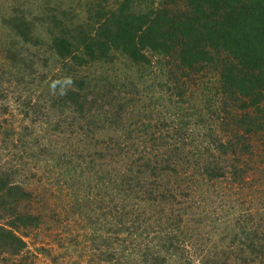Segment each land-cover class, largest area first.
<instances>
[{"label": "rangeland", "instance_id": "obj_1", "mask_svg": "<svg viewBox=\"0 0 264 264\" xmlns=\"http://www.w3.org/2000/svg\"><path fill=\"white\" fill-rule=\"evenodd\" d=\"M133 2L140 12L148 4L146 0ZM119 4L120 0H0V171L2 166L13 180L23 182L22 185L30 191L29 195L25 192L24 198L18 199H15L16 193L1 195L0 224L10 221L6 212L12 213L13 209L19 214H32L36 219L32 225L17 231L26 242L22 254L14 256L0 251V264H200V257L207 253L206 247H199L203 241L207 240L206 246L213 243L218 247L228 246L235 239L232 236L242 240L251 237L259 222L264 220V175L263 181L251 177L242 186L227 180L212 185L199 176L205 174V169L196 167L195 163L205 157L206 152H196L197 149L192 147L195 142L189 134L187 139L180 138L184 131L180 132L177 125L183 128L182 121L187 120L181 117V113L193 115L197 111L189 102L197 97L194 94L205 93L206 102L213 95L222 99L216 93L219 84H212L214 71L206 69L192 73V89L179 81L180 91L189 89L183 102L179 101L182 97L179 90H174L176 97L173 99L171 91L162 86L161 78L153 77L148 68L141 71L150 78L146 86L143 85L140 74L133 75L134 67L124 57L115 59L109 56L112 61L86 65L79 70V76L86 80L88 88L84 93L88 94L87 100L95 109L88 119L92 125L84 124L77 144L74 139L67 140L66 114L63 108L53 106L57 100H51L55 97L54 90L29 88L33 84L38 86L39 77L43 75L49 79L52 77L49 69L60 60L55 44L58 35L61 36L62 32L70 36L80 34L85 30L80 23H91L100 17L111 18L110 10L118 8ZM58 6L66 8L62 14L52 16L53 11L45 12L57 10ZM14 14H29V21L35 26L34 32H26L27 41L11 25ZM204 73L206 77H203ZM32 106H38L36 109L41 112H32ZM222 128L213 123L211 128H202L200 132ZM55 129L63 132L57 135ZM130 132L135 135L146 132L149 136L154 133L158 138L151 142L157 146L167 140L179 147L184 144L185 150H178V161L187 163L181 167L193 170L197 181L187 189L185 198L178 193L175 204L161 211H157V207L152 209L151 198L157 193H152L151 186H144L129 199L120 198L124 206H133L124 207L121 221L120 217L112 220L113 217L108 216L112 220L108 225L106 213L99 209V200L102 195L110 193L112 174L110 181L99 179L100 173H88L86 166L100 163L97 169L114 171L118 151L111 150L107 144H114L115 138L123 143ZM38 141H41L39 145ZM83 147L89 150L85 159L76 151V148ZM245 153L253 156L249 151ZM261 158L255 157L264 169L263 152ZM124 161L117 167H125ZM74 163H82L80 175L72 171ZM257 169L255 166L252 170ZM172 174L169 185L176 181V174L173 171ZM253 174L258 176L262 172L258 169ZM191 175L190 171L183 169L178 184L179 178L185 177L182 185L190 186L192 178L186 176ZM72 177L77 179L71 182ZM158 183L161 187L168 184L162 179ZM161 187V193L169 195ZM194 190L195 194L189 192ZM114 199L119 201L118 196ZM184 200H188L191 207H186ZM5 205L11 209L6 211ZM182 222L185 224L181 225ZM186 224L190 229L183 234L181 231ZM262 240L258 235L254 241L255 253L243 255L251 261L242 262L241 258L238 261L241 264H264Z\"/></svg>", "mask_w": 264, "mask_h": 264}, {"label": "trees", "instance_id": "obj_2", "mask_svg": "<svg viewBox=\"0 0 264 264\" xmlns=\"http://www.w3.org/2000/svg\"><path fill=\"white\" fill-rule=\"evenodd\" d=\"M120 1L118 8L110 10L111 18L100 17L91 23H80L85 30L76 36L65 32H62L61 36L58 35L55 44L60 60L49 69L52 77L49 79L43 75L39 77L38 86L33 84L29 87L45 88V91L54 90L55 97H51V100L57 99L53 106L63 108L62 111L66 114L65 135L68 142L74 139L77 144L84 124L92 125V121L88 119L93 116L95 107L90 105L88 94L84 93L85 88H88L85 78L79 76V70L86 65L97 61H112L109 56L115 59L118 56L124 57L123 59L134 67L133 75L140 74L139 80L143 85L146 86L150 78H146L141 71L148 68L154 74L153 77L161 78L164 83L162 86L171 91L173 99L176 97L174 90H179L182 96L179 101L183 102L189 89L180 91L179 81H183L192 89L191 74L207 69L214 71L215 79L212 84H219L216 93H219L222 99L213 95L206 102L205 93L194 94L197 97L191 98L189 102L193 103L192 106L197 108V111L193 115L190 112L181 113V117L187 120L182 121L183 128L177 125L180 132L184 131L180 138L187 139L189 134L192 142H195L192 147L197 149L196 152H206L205 157L195 161L196 167L202 166L205 169V174L199 176L202 175L206 182L215 185L227 180L242 186L251 177H259L263 181L264 169L255 157L263 159L261 152L264 153V0H146L148 4L143 12L136 9L134 0ZM125 5L128 7L125 8ZM65 9L58 6L57 10L45 12L53 11L55 14L52 16H55L59 12L62 14ZM14 15L11 17V25L18 35L27 41L26 32H34L35 26L29 21V14ZM163 67L165 70L161 71ZM203 77H206V73ZM201 83L203 85V79ZM37 107L32 106V112L38 110L40 113ZM209 114L211 116H208ZM213 123L223 127V130L200 132L202 128H211ZM200 125L203 127L200 128ZM55 131L57 135L63 132L59 129ZM153 134L149 136L144 132L135 135L130 132L126 135L127 139H123V143L117 138L114 144L108 143L107 146L111 150L118 151L114 171L97 169L100 163L86 166L88 173H100L99 179L110 181L112 174L110 193L107 196L102 195L99 200V209L106 213L107 219L108 216L113 217L112 220L120 217L121 221L124 207L128 206V209L133 206H124L121 199L133 197L137 194L136 190L141 191L144 186H151L152 193H157V196L151 198L154 205L151 207H157V211H161L175 204L178 193L185 198L187 189L197 181L193 170L181 167L187 163L178 161V150H185V145L179 147L167 140L157 146L151 142L158 138ZM40 142L38 141L37 145ZM85 143L89 145L88 142ZM76 151L82 159L89 155L86 147L76 148ZM246 151L251 152L253 156H247ZM123 160H126V166L118 168ZM255 166L261 170V175L253 174L258 170H252ZM81 167L82 163H74L72 171L80 175L78 172L82 170ZM183 169L192 173L191 176H186L192 178L188 187L181 183L185 177L179 178L178 184V177L182 175ZM172 171L176 174V185H169ZM75 179L77 178L72 177L70 181L74 182ZM159 179L166 181L167 186L161 187ZM22 183L13 180L11 174L2 170L1 166L0 197L16 193L15 199L24 198L25 192L29 195L30 191ZM159 187L169 195L161 193ZM189 192L195 194V190ZM116 196L119 201H115ZM187 203L188 200H184L186 207H191ZM4 207L6 211L11 209H8L7 205ZM188 210L189 208L186 209ZM12 213L6 212L10 221L0 224V251L18 256L24 251L26 242L17 231L21 227L32 225V221L36 219H33L32 214H19L15 209ZM13 215L18 216L13 218ZM112 220L108 219V225ZM184 224L185 222H182L181 225ZM189 229L190 226L186 224L181 232L185 234V230ZM263 232L264 220L259 222L251 237L242 240L238 236H232L235 239L228 246L218 247L216 243L206 246L207 240L203 241L199 247H206L207 253L204 252L205 255L200 257V264H241L251 261L243 255L251 256L255 253L254 241L258 235L263 239L261 248L264 261ZM256 256L257 254L253 257ZM240 258L242 262L238 261Z\"/></svg>", "mask_w": 264, "mask_h": 264}]
</instances>
